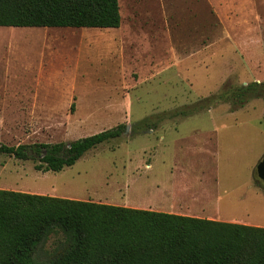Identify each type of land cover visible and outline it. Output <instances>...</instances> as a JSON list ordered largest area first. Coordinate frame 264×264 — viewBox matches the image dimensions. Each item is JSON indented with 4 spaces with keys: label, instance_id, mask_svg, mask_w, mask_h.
Instances as JSON below:
<instances>
[{
    "label": "rangeland",
    "instance_id": "rangeland-1",
    "mask_svg": "<svg viewBox=\"0 0 264 264\" xmlns=\"http://www.w3.org/2000/svg\"><path fill=\"white\" fill-rule=\"evenodd\" d=\"M118 1V28L0 26V144L69 142L126 125L58 172L0 152V188L149 209L148 180L164 184L174 168L176 212L203 206L264 227L255 183L264 98L204 101L264 82V0ZM56 243L39 245L35 258Z\"/></svg>",
    "mask_w": 264,
    "mask_h": 264
},
{
    "label": "trees",
    "instance_id": "trees-1",
    "mask_svg": "<svg viewBox=\"0 0 264 264\" xmlns=\"http://www.w3.org/2000/svg\"><path fill=\"white\" fill-rule=\"evenodd\" d=\"M120 23L118 0H0V26ZM260 97L264 82L251 81L204 101L242 106ZM125 128L69 142L0 144V152L32 160L37 171L58 172ZM52 237L57 243L49 257L36 259L38 246ZM0 264H264V227L0 188Z\"/></svg>",
    "mask_w": 264,
    "mask_h": 264
},
{
    "label": "crops",
    "instance_id": "crops-1",
    "mask_svg": "<svg viewBox=\"0 0 264 264\" xmlns=\"http://www.w3.org/2000/svg\"><path fill=\"white\" fill-rule=\"evenodd\" d=\"M174 170H175L174 168L171 169L170 179L165 181L164 184L157 179H154V178L149 179V176H148V178L146 177L147 179H149L148 180L149 184H148V186H146L147 188H145L146 195L148 196V199L144 200V201L147 202L148 204H150L151 207L148 206L150 210L151 209L164 208L169 213L195 216V217L207 218V219H213V220H219V221H225V222H233V220H225V219H221V218L218 219L215 212L213 214H206V212H205L206 209L203 206H201L200 210L197 209L195 212L193 207L191 208L192 205L186 204L185 205L187 208L186 211H188V212H179V211L176 212L175 206L171 203L173 200H176V197L178 194L177 190H176V187H177L176 177H177V175L174 172ZM178 176L184 177V175H182V173H180V175H178ZM136 181L137 182L135 183V185H140L139 184V182H140L139 176L136 177ZM178 184L180 185L179 187H181L183 189V191H181L179 194L184 195V196H186V195L188 196V199H184L183 201H185V202L193 201V198L191 197V194L189 192V190L192 188V186H187L186 183L182 184L181 182H179ZM196 185L198 186V184H196ZM186 187H188V188H186ZM203 195H204L203 199L209 198V196H205L206 193H204ZM167 202H170V205H168L167 207L163 206V204L167 203ZM157 207H159V208H157ZM189 210H191L192 212H190Z\"/></svg>",
    "mask_w": 264,
    "mask_h": 264
},
{
    "label": "water",
    "instance_id": "water-1",
    "mask_svg": "<svg viewBox=\"0 0 264 264\" xmlns=\"http://www.w3.org/2000/svg\"><path fill=\"white\" fill-rule=\"evenodd\" d=\"M256 173L258 178L264 182V154L256 165Z\"/></svg>",
    "mask_w": 264,
    "mask_h": 264
}]
</instances>
